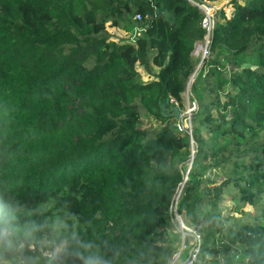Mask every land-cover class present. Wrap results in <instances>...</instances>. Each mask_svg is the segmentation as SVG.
<instances>
[{"label": "trees", "instance_id": "trees-1", "mask_svg": "<svg viewBox=\"0 0 264 264\" xmlns=\"http://www.w3.org/2000/svg\"><path fill=\"white\" fill-rule=\"evenodd\" d=\"M211 1L0 0V231L36 264L52 236L109 264H172L183 235L184 257L196 244L176 213L201 236L199 264H264V0H228L208 33ZM137 64L159 70L142 82ZM189 84L191 135L174 125ZM225 195L241 216H223Z\"/></svg>", "mask_w": 264, "mask_h": 264}, {"label": "rangeland", "instance_id": "rangeland-1", "mask_svg": "<svg viewBox=\"0 0 264 264\" xmlns=\"http://www.w3.org/2000/svg\"><path fill=\"white\" fill-rule=\"evenodd\" d=\"M247 0H241L242 3L246 2ZM205 11L206 13V17H207V21H211V25H213V23L217 20H219V16L217 15V13L221 10H223L225 12V14L227 16H230L232 11H233V7L228 3V0H215V1H211L205 3V4H201L200 5ZM107 27V32L108 35L110 37L111 40H115V41H121V40H125V39H133L134 38V33L133 32H129L126 31L122 28L119 27H115L110 25V23H108L106 25ZM207 36L205 37V39L203 41H199L196 43L195 45V49L193 51V55L199 59V64L197 65L196 70L194 71L191 79H190V83L194 80L193 76L196 77V75H202L203 73L201 72V65L203 60L205 59V57H207V45H208V41H207ZM201 47V49H200ZM222 58V62L227 64V68L225 70H223L222 76H228L231 69H232V65L228 64L227 61ZM247 64H252L251 62H247ZM244 66V65H243ZM136 69L137 71L140 73V79L142 82H148L150 80L154 79V74L158 72V68L154 66L153 71H147L143 66L137 64L136 65ZM191 92H190V84L187 88V90L183 93V107H182V112L185 113L188 110L189 104L191 103ZM178 122V121H177ZM177 122L174 121V125H177ZM141 127L144 129H151V131H157L160 127L161 124L159 121L148 117V114L145 113L143 115V119H142V124ZM205 138H207V135H204ZM191 148H192V152H194V145H195V141L194 139L191 141ZM205 179H213L217 182L221 181L223 179V173L214 167H209L207 169V171L205 172V175L203 176ZM263 202H264V195H263ZM237 204L236 201H233L231 199L230 196L225 195L223 197V199L220 201L219 203V207L220 210L223 214V216H227V215H235L236 217L241 216V214L235 212L233 210V207ZM245 211L244 213H247L246 215L244 214V216H253L254 212H255V208L252 207L251 205H245L243 208ZM204 211H206V209H204ZM181 219L183 220V218L181 217ZM182 242L177 244V246L175 247V255L174 257L177 255V253L180 251L181 247H182ZM237 251V250H236ZM186 254V252H182L181 251V258L179 259V261L182 260V258L184 257V255ZM3 264H8L9 261H2ZM39 264H43V260H40Z\"/></svg>", "mask_w": 264, "mask_h": 264}, {"label": "clouds", "instance_id": "clouds-1", "mask_svg": "<svg viewBox=\"0 0 264 264\" xmlns=\"http://www.w3.org/2000/svg\"><path fill=\"white\" fill-rule=\"evenodd\" d=\"M36 229H25L24 235L33 241L38 238L34 235ZM43 264H66L69 259L78 261L79 264H109V261L95 250L90 242H83L71 237H50V242L44 245ZM0 249L8 252L11 259L8 264H36V259L24 254V245L17 241L12 233L0 231ZM0 264H3L0 261Z\"/></svg>", "mask_w": 264, "mask_h": 264}, {"label": "built area", "instance_id": "built-area-1", "mask_svg": "<svg viewBox=\"0 0 264 264\" xmlns=\"http://www.w3.org/2000/svg\"><path fill=\"white\" fill-rule=\"evenodd\" d=\"M201 7V6H200ZM202 8V7H201ZM203 9V8H202ZM204 10V9H203ZM137 18H140V16H137ZM204 26L207 29V32L209 33L212 25L211 21H207V17L204 19ZM196 104L195 102L190 103L188 110L185 113L180 114L179 119L177 120V128L179 131L183 132L185 130H188L189 134L192 133V116L191 113L195 109ZM176 217L178 219L180 228L182 230H187L195 235L196 238V244L193 247V249L188 253L186 257H183L181 261L179 259L181 258V251L184 249V238L185 235L182 237V247L180 251L177 253V255L174 257L172 264H199V256L201 253V236L191 227L186 226L183 223V220L181 219V216L176 213Z\"/></svg>", "mask_w": 264, "mask_h": 264}, {"label": "water", "instance_id": "water-1", "mask_svg": "<svg viewBox=\"0 0 264 264\" xmlns=\"http://www.w3.org/2000/svg\"><path fill=\"white\" fill-rule=\"evenodd\" d=\"M207 38H208V35H207ZM207 41H208V39H207ZM193 78H195V76H193ZM192 141V140H191Z\"/></svg>", "mask_w": 264, "mask_h": 264}, {"label": "bare ground", "instance_id": "bare-ground-1", "mask_svg": "<svg viewBox=\"0 0 264 264\" xmlns=\"http://www.w3.org/2000/svg\"><path fill=\"white\" fill-rule=\"evenodd\" d=\"M200 49H201V47H200Z\"/></svg>", "mask_w": 264, "mask_h": 264}]
</instances>
